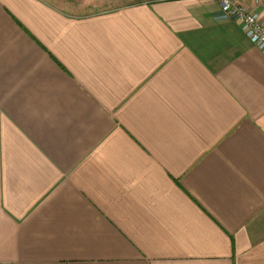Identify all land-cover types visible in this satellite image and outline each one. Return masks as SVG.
<instances>
[{
  "label": "crops",
  "instance_id": "0c3cea01",
  "mask_svg": "<svg viewBox=\"0 0 264 264\" xmlns=\"http://www.w3.org/2000/svg\"><path fill=\"white\" fill-rule=\"evenodd\" d=\"M101 3L0 0V264H264V54L219 0Z\"/></svg>",
  "mask_w": 264,
  "mask_h": 264
},
{
  "label": "built area",
  "instance_id": "2783aa9c",
  "mask_svg": "<svg viewBox=\"0 0 264 264\" xmlns=\"http://www.w3.org/2000/svg\"><path fill=\"white\" fill-rule=\"evenodd\" d=\"M248 1L264 3V0H219L223 13L236 20L246 35L259 47L264 54V23L260 14L245 4Z\"/></svg>",
  "mask_w": 264,
  "mask_h": 264
},
{
  "label": "rangeland",
  "instance_id": "374dc122",
  "mask_svg": "<svg viewBox=\"0 0 264 264\" xmlns=\"http://www.w3.org/2000/svg\"><path fill=\"white\" fill-rule=\"evenodd\" d=\"M84 1H86L88 3H93V4L95 3V0H84ZM96 1L98 3V0H96ZM99 1L103 2L100 5H103V4H107V5L103 6V7H95V8H89V9L87 8V9H83V10L85 12H94L96 10H107V9L117 8L118 6L125 5V4L129 3V0H99ZM126 2H128V3H126ZM80 4H81L80 7H82L84 5L82 3H80Z\"/></svg>",
  "mask_w": 264,
  "mask_h": 264
}]
</instances>
